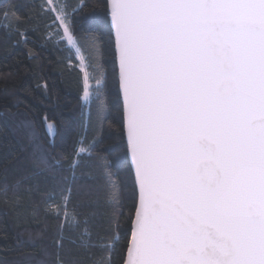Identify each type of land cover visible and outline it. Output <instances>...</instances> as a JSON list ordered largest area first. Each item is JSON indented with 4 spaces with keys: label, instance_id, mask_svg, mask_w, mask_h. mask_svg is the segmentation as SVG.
I'll return each instance as SVG.
<instances>
[{
    "label": "snow or ice",
    "instance_id": "snow-or-ice-1",
    "mask_svg": "<svg viewBox=\"0 0 264 264\" xmlns=\"http://www.w3.org/2000/svg\"><path fill=\"white\" fill-rule=\"evenodd\" d=\"M103 8L109 48L118 59L112 75L126 128L127 174L120 180L97 155L88 192L103 201L108 232L125 215L123 188H133L137 203L134 214L128 213L124 264H264V0H104ZM81 11L65 4L57 19L83 70L81 53L91 66L102 50L91 29H82L88 48L74 39L72 18ZM2 16L0 27L9 37L18 32V43H26L20 18L7 8ZM102 75L91 88L85 73V133L94 102L100 128L106 119L107 74ZM54 134L52 125L48 135ZM98 142L95 137L86 145L79 142L69 165L73 183ZM58 166L56 161L53 167ZM67 181L65 176L57 183ZM0 197L8 203L7 186ZM21 199L16 196L14 205ZM61 200L55 218L68 216L58 247L68 228L81 230L73 242L85 249L114 250L119 235L114 242L102 236L92 244L96 213L78 219L77 209L68 207L70 188ZM94 264L106 261L101 256Z\"/></svg>",
    "mask_w": 264,
    "mask_h": 264
},
{
    "label": "trees",
    "instance_id": "trees-1",
    "mask_svg": "<svg viewBox=\"0 0 264 264\" xmlns=\"http://www.w3.org/2000/svg\"><path fill=\"white\" fill-rule=\"evenodd\" d=\"M103 3L104 0H52L51 8L47 0H0V25L7 8L9 15L14 12L20 18L18 28L27 34V42L18 43V32L9 37L0 27V191L8 188V203L0 197V264H94L101 256L106 264H124L129 239L125 230L131 227L128 213L131 210L134 214L137 203L133 188H123L125 215L108 232L103 201L88 192L93 183L88 177L94 171L90 165L97 155L108 161L120 180L127 174L123 110L112 75L116 57L109 48L110 24ZM65 4L69 11L83 9L72 18L70 27L76 33L74 39L79 40L78 46L89 47L82 29H91L102 50V56H95L91 66L87 55L81 53L85 55L89 87H96L97 80H104L102 73L107 74L103 97L106 119L100 128L94 102L92 125L86 133L81 106L84 75L55 14L63 13ZM65 23H69L67 18ZM29 49L33 59L29 58ZM52 125L55 134L51 137L47 129ZM94 137L99 141L95 152L91 159L84 156L76 170L77 182L73 183L69 165L81 147L79 142L83 140L86 145ZM56 161L59 166L53 167ZM65 176L66 184L57 183ZM69 188L72 204L68 207L77 209L78 219L82 221L96 213L91 227L92 244L102 236L109 241L119 235L114 250L101 251L96 246L85 249L73 242L81 230L68 228L64 230L63 246H57L60 226L68 213L62 212L61 220L55 217L58 206H63L61 195H67ZM16 196L22 198L19 205L13 203ZM93 200L98 202L93 204ZM107 214H111L110 210Z\"/></svg>",
    "mask_w": 264,
    "mask_h": 264
},
{
    "label": "rangeland",
    "instance_id": "rangeland-1",
    "mask_svg": "<svg viewBox=\"0 0 264 264\" xmlns=\"http://www.w3.org/2000/svg\"><path fill=\"white\" fill-rule=\"evenodd\" d=\"M47 2H48V4H49V6L52 8V4H50V2H49V0H47ZM53 10V9H52ZM55 12V11H54ZM55 14H56V19H57V12H55ZM57 21H58V23H59V25H60V28H61V31H62V33H63V35H64V28L61 26V23H60V21L57 19ZM64 40L67 42V40H66V38H65V36H64ZM67 45H68V43H67ZM69 46V48H71L74 52H75V55H76V58L78 59V61H79V63H80V70H81V72L83 73V75H84V88H85V80H86V76H85V73H86V68H85V63L83 64V70H82V64H81V60H80V58H79V55H77V52H76V48H74V47H72V46H70V45H68ZM88 78V77H87ZM87 83H88V80H87ZM89 86V85H88ZM50 126H48V128H49ZM48 130V129H47ZM52 137V136H51Z\"/></svg>",
    "mask_w": 264,
    "mask_h": 264
},
{
    "label": "water",
    "instance_id": "water-1",
    "mask_svg": "<svg viewBox=\"0 0 264 264\" xmlns=\"http://www.w3.org/2000/svg\"><path fill=\"white\" fill-rule=\"evenodd\" d=\"M116 57V56H115ZM118 65V59L116 58V66ZM123 122H124V117H123ZM124 132H125V140H126V128L124 124ZM126 259V258H125Z\"/></svg>",
    "mask_w": 264,
    "mask_h": 264
}]
</instances>
